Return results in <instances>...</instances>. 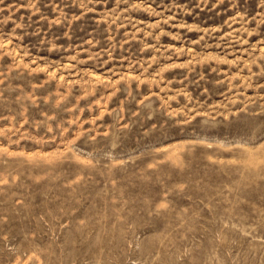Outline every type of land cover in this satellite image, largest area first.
<instances>
[{"label":"rangeland","instance_id":"rangeland-1","mask_svg":"<svg viewBox=\"0 0 264 264\" xmlns=\"http://www.w3.org/2000/svg\"><path fill=\"white\" fill-rule=\"evenodd\" d=\"M0 264H264V0H0Z\"/></svg>","mask_w":264,"mask_h":264}]
</instances>
